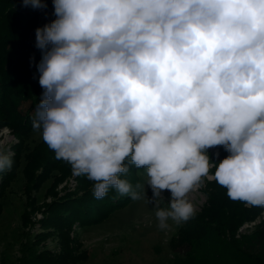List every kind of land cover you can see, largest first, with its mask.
I'll use <instances>...</instances> for the list:
<instances>
[{
    "label": "clouds",
    "instance_id": "obj_1",
    "mask_svg": "<svg viewBox=\"0 0 264 264\" xmlns=\"http://www.w3.org/2000/svg\"><path fill=\"white\" fill-rule=\"evenodd\" d=\"M53 6L56 19L35 32L43 92L32 129L93 182L95 198L115 189L152 204L165 233L196 215L192 194L207 179L234 202L264 207V0ZM214 147L227 156L211 159ZM13 163L0 138V174ZM130 166L146 175L135 188L122 178Z\"/></svg>",
    "mask_w": 264,
    "mask_h": 264
},
{
    "label": "trees",
    "instance_id": "obj_2",
    "mask_svg": "<svg viewBox=\"0 0 264 264\" xmlns=\"http://www.w3.org/2000/svg\"><path fill=\"white\" fill-rule=\"evenodd\" d=\"M44 3L46 8H34L24 6L22 0H0V130L8 128L17 138L15 158L21 157L20 146L26 145L32 134L40 135L32 129L34 111L43 92L37 69L42 52L36 47L35 32L56 19L53 0H44ZM43 12H49L50 16L40 21ZM24 104L26 108L22 110ZM214 148L221 152L223 158L227 156L221 147ZM24 157L27 170L40 164L42 169L57 172L60 178L71 172L70 165L57 160L43 140L33 150L24 153ZM122 178L134 188L139 183L134 166H130L129 173ZM214 183H209L213 193L208 195L207 207L169 240V251L183 258L180 264H264V207L234 202L228 198L224 187L217 183L212 187ZM79 184L83 188L81 194L61 200L56 206V215H52L46 224L59 226L57 228L65 237L74 225L88 227L101 223L133 201L115 189H110L103 199L95 198L93 182L83 175H80ZM152 195L151 189L147 188V196L151 198ZM163 196L167 201L170 190H166ZM261 216L250 235L240 239L234 237L235 230L243 223L254 222ZM220 239L225 244L217 245L215 241ZM35 254L30 253L29 258L38 264H67L60 260L62 258L55 259L46 252Z\"/></svg>",
    "mask_w": 264,
    "mask_h": 264
},
{
    "label": "rangeland",
    "instance_id": "obj_3",
    "mask_svg": "<svg viewBox=\"0 0 264 264\" xmlns=\"http://www.w3.org/2000/svg\"><path fill=\"white\" fill-rule=\"evenodd\" d=\"M25 108V104L21 106L22 110ZM0 138L7 139L14 161L10 170L0 174V264H38L29 258L32 252L35 255L46 252L67 264L182 263V257L169 251L168 242L186 222L178 227L173 225L168 233L162 232L151 210L153 205L147 206L143 201L130 202L101 223L88 227L74 225L66 237L56 224L46 226L52 215H56V206L61 200L81 194L80 176L71 170L60 178L57 172L42 169L40 164L25 169L24 153L33 150L42 140L37 133L30 136L26 145L20 146L19 158H15L18 140L11 130L1 129ZM217 152L218 149L210 148V158L223 159L221 152L217 158ZM137 172L139 183H143L146 175L142 170ZM213 181L205 180L203 187L192 194L197 216L208 205V195L213 193L209 183ZM262 216L254 222L243 223L235 230L234 237L250 235ZM222 241L215 242L220 246L225 244Z\"/></svg>",
    "mask_w": 264,
    "mask_h": 264
},
{
    "label": "built area",
    "instance_id": "obj_4",
    "mask_svg": "<svg viewBox=\"0 0 264 264\" xmlns=\"http://www.w3.org/2000/svg\"><path fill=\"white\" fill-rule=\"evenodd\" d=\"M50 16V13L49 12H46V13H42L41 16H40V21H44L46 19H48Z\"/></svg>",
    "mask_w": 264,
    "mask_h": 264
}]
</instances>
